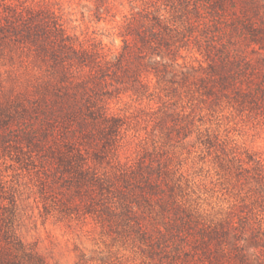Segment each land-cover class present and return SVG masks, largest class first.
Segmentation results:
<instances>
[{"label":"trees","instance_id":"16d2710c","mask_svg":"<svg viewBox=\"0 0 264 264\" xmlns=\"http://www.w3.org/2000/svg\"><path fill=\"white\" fill-rule=\"evenodd\" d=\"M165 1L170 15H134L111 57L101 43L80 40L49 3L0 8V151L39 162L82 214L137 249L140 264H264V232L247 219L204 215L151 154L121 160L126 121L110 99L129 90L152 95L150 74L209 96L231 90L264 109V0ZM183 48H196L207 66L175 68ZM17 54L27 59L24 70L12 65L5 77L3 59L14 64ZM19 217L16 192L0 180V264H51L22 237ZM85 256L80 262L89 264Z\"/></svg>","mask_w":264,"mask_h":264},{"label":"rangeland","instance_id":"374dc122","mask_svg":"<svg viewBox=\"0 0 264 264\" xmlns=\"http://www.w3.org/2000/svg\"><path fill=\"white\" fill-rule=\"evenodd\" d=\"M49 3L60 12L71 32L88 46L100 45L109 56L124 44L121 31L127 22L146 11L170 15L165 0H0L20 7ZM12 67L24 70L26 57L15 55ZM177 69L200 64L205 56L196 48L181 50ZM152 95L123 91L110 99L111 111L126 121L119 150L123 162L151 154L164 161L175 178L176 191L198 204L209 218L247 219L264 232V109L252 101L240 102L231 90L221 95L202 94L180 83L159 82L150 74ZM6 82V81H5ZM10 82H7L9 85ZM260 162V163H258ZM0 151V180L12 187L19 203V231L51 264H82L81 256L140 264L131 243L114 240L92 215L82 214L69 200L60 182H53L39 162ZM262 172V173H261ZM8 203V200H4ZM72 205L73 212H62ZM85 207V206H84ZM84 207L82 208L84 210Z\"/></svg>","mask_w":264,"mask_h":264}]
</instances>
